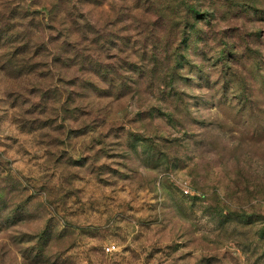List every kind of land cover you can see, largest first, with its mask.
Listing matches in <instances>:
<instances>
[{"label":"rangeland","instance_id":"374dc122","mask_svg":"<svg viewBox=\"0 0 264 264\" xmlns=\"http://www.w3.org/2000/svg\"><path fill=\"white\" fill-rule=\"evenodd\" d=\"M0 264H264V0H0Z\"/></svg>","mask_w":264,"mask_h":264},{"label":"built area","instance_id":"2783aa9c","mask_svg":"<svg viewBox=\"0 0 264 264\" xmlns=\"http://www.w3.org/2000/svg\"><path fill=\"white\" fill-rule=\"evenodd\" d=\"M115 249H116L115 245H107L105 248L107 252H113Z\"/></svg>","mask_w":264,"mask_h":264},{"label":"trees","instance_id":"16d2710c","mask_svg":"<svg viewBox=\"0 0 264 264\" xmlns=\"http://www.w3.org/2000/svg\"><path fill=\"white\" fill-rule=\"evenodd\" d=\"M191 11L194 13V14H196L197 13V11L195 10V9H191ZM46 14H48L47 12H46ZM49 18V17H48ZM178 54V53H177ZM179 56H180V54H178L177 55V62L179 63L180 62V60H179Z\"/></svg>","mask_w":264,"mask_h":264}]
</instances>
